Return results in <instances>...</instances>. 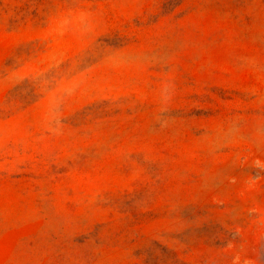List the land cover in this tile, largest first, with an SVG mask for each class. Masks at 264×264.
I'll return each mask as SVG.
<instances>
[{
  "label": "rangeland",
  "instance_id": "1",
  "mask_svg": "<svg viewBox=\"0 0 264 264\" xmlns=\"http://www.w3.org/2000/svg\"><path fill=\"white\" fill-rule=\"evenodd\" d=\"M0 264H264V0H0Z\"/></svg>",
  "mask_w": 264,
  "mask_h": 264
}]
</instances>
